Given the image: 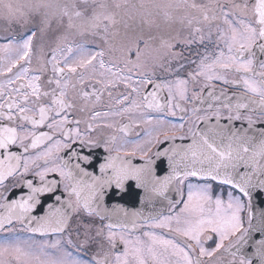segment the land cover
<instances>
[{"label":"snow or ice","instance_id":"snow-or-ice-1","mask_svg":"<svg viewBox=\"0 0 264 264\" xmlns=\"http://www.w3.org/2000/svg\"><path fill=\"white\" fill-rule=\"evenodd\" d=\"M156 17L166 25L179 20L188 34L166 38ZM0 20L11 33L0 43V121H8L0 127V187L9 177L27 176L33 165L41 182L35 186L25 179L26 198L0 204V231L15 233L19 223V231L42 238L0 245V264H222L225 252L232 257L229 264H254V258L264 264V210L256 216L252 208L253 193H264V0L152 5L39 0L27 10L0 0ZM77 35L97 38L96 50L70 39ZM194 44L205 51L181 76L184 49ZM49 70L46 83L54 87L42 90ZM217 82L243 91L228 96L225 87L217 94ZM120 85L124 91L114 96ZM105 93L109 104L101 111L96 106ZM206 100L212 103L205 108ZM76 113H87V119ZM178 113L181 123L167 119ZM222 115L227 124L220 123ZM113 117H127L130 123L118 126ZM213 117L216 123L210 125ZM235 121L247 126L235 128ZM146 125V139H125L133 128ZM44 127L48 131L37 134ZM103 129L121 135L100 139L97 130ZM177 139L190 142L176 144ZM77 143L103 146L109 153L99 176L87 171L92 160L74 149ZM13 145L25 153L41 150L21 157L9 151ZM156 145L162 148L156 158L166 157L170 169L163 177L149 155ZM64 150L66 159L59 155ZM121 154L139 155L143 163L133 164ZM52 173L59 180L47 179ZM129 181L143 189L144 200L159 199L166 208L147 217L131 213L130 221L123 210L126 219L113 222L103 207L107 190L114 186L124 192ZM213 182L221 186L220 195L213 194ZM59 185L63 192L57 195ZM46 195L54 196L58 206L48 204L38 216ZM0 199L8 197L0 193ZM253 231L260 234L258 240ZM208 241L212 246H206ZM250 242L251 255L244 251Z\"/></svg>","mask_w":264,"mask_h":264},{"label":"flooded vegetation","instance_id":"flooded-vegetation-1","mask_svg":"<svg viewBox=\"0 0 264 264\" xmlns=\"http://www.w3.org/2000/svg\"><path fill=\"white\" fill-rule=\"evenodd\" d=\"M113 1V0H112ZM128 2L130 3H136L139 4L141 2H143L146 5H152L155 3H169V2H173V0H128ZM197 2L199 3H208L209 0H197ZM157 23L160 24V29H159V34L165 36L166 38L169 36H176L178 33L181 35H187L188 34V28L184 25H181L179 23V20L166 25L163 23L162 21V17H156L155 18ZM129 23H133L132 21H129ZM135 24L137 26L140 25V21L139 19H137L135 21ZM19 27V26H18ZM120 27L122 28V25H120ZM145 31H148V28L146 25L143 26ZM21 28V27H20ZM153 34H157V30L155 28L151 29ZM17 35L22 34V31L20 32H16ZM11 33H6V32H0V43H4V39L3 37L5 35H10ZM70 39L74 40L76 43H84L86 44L88 47H90L92 50H96L97 48V38H94L91 35H86L84 37L81 36H74V37H70ZM55 40V35L53 34L51 36V40L50 42H54ZM180 45L177 46V51L180 50ZM208 50L209 52H211L213 50L211 45H208ZM205 51L204 46H201L199 44H194L192 45L190 48H185L184 49V56H185V60H184V64L185 67L184 69L181 70L180 75L181 76H186L187 72L192 71L195 68V65L190 63L189 61L192 60H199V55L198 54H203ZM105 60H108V56H105ZM35 67V63L33 65ZM51 76V71L49 70L48 73L45 74V77L42 78L41 80V86H42V90H50L51 87L54 86H49L46 83V79L47 77ZM229 79H232V76L228 77ZM3 81V77H0V82ZM227 87V95L228 96H233L235 97L236 95H238L240 92L243 91L242 86H225L223 84H220L217 82V86H216V93L219 94V92L221 91L222 88ZM91 89H89L90 91ZM124 88L123 85H120L119 88L117 89H113V95H118L120 92H123ZM205 96L207 95V91L208 89H205ZM167 93H163L162 96H166ZM208 103H212V101L206 100L205 105L203 107H207ZM109 104V97L107 96V93H105L102 97V100L99 104H97V109L101 110V111H106L107 110V105ZM187 107H191V105H187ZM222 113L224 115L227 114V110L226 109H222ZM204 112H201V115H203ZM76 115L82 116L84 119H87V113L81 114V113H76ZM151 115L155 116L157 115L156 113H151ZM180 115L181 113H178L177 116L175 117H168L167 119L169 121H171L172 123H176L179 124L182 121L180 120ZM111 119H114L118 126L122 125V124H127L130 123L129 119L127 117L121 118V117H113ZM212 119H215L214 117ZM221 120H226L223 118V115L221 117ZM235 123H238L240 125H242L241 121H235ZM244 126H247L246 124H243ZM4 126H8V121L4 120V121H0V127H4ZM12 126H16L15 124H13ZM84 124H81V130L83 131L84 129ZM25 127L28 130H31V125L30 124H25ZM145 127H150V126H144L141 128H133L129 135L127 137H125L126 140L128 141H137V140H144L146 139L145 135H144V128ZM186 130V129H185ZM37 132V134H39L42 131H48V129L46 127L44 128H37L35 130ZM117 135L118 137L121 135L119 133H114L112 129H103L101 130H97V135L98 138L100 139H106L111 135ZM179 140V139H177ZM121 141L118 139L117 143H120ZM25 143H30V141H25ZM74 149L76 151L81 152L82 155H88L90 157V159L92 160V165L90 166H85L87 168V171L92 172L94 175L99 176L100 172H99V165L104 163L105 158L109 155L108 152L105 151L103 146L100 147H83L81 148V146L77 143V145L73 146ZM129 149L132 147L131 144L128 145ZM161 146L160 145H156L155 147L152 148V152L149 154L153 159L156 158L155 153L157 152L158 149H160ZM41 149H31L29 148V151L27 153L24 152L23 148L18 147L17 145H13L11 146V148L9 149L10 152L21 156V157H34L35 155H37L40 152ZM68 150H64L62 152L59 153L60 156L64 157L65 159L67 158L65 153ZM112 155H116L115 151L112 152ZM4 155H3V150H0V159H3ZM121 158L122 159H126V160H130L133 164H141L143 163V161L140 160V156L136 155V156H123V154H121ZM38 164L43 165L44 161H38ZM36 167L30 166V171L28 172L27 176H14V177H9L5 180L4 182V186L0 187V193H3V195L5 197H8V200L5 201L3 199H0V204H4V203H10L11 200H19L22 196L26 198L27 194H28V189L26 186H24L23 181L25 179H29L33 181V184L35 186H39L40 185V180L39 177L35 175V171H36ZM20 171H22V168L20 169ZM47 179H56L59 180V177L55 174L52 173L50 174ZM192 182H196L195 178H191ZM187 183V182H186ZM59 191L57 192V195L61 194L63 192V185H59L58 186ZM126 189H128V185L126 184ZM222 191V188L220 185L216 184L215 182H213V194L214 195H220ZM126 198H128V191H124V192H120L119 190H115L114 186L112 189H108L107 190V195L105 197L104 200V204L103 207L106 208L108 210V213L111 214V218L113 222H120L125 220L126 218L123 215V210H126L128 212V208L126 207L128 205V202L126 200ZM226 198V197H225ZM44 203L42 208L40 206L37 207L36 210V215L38 216H43L45 214V212H47L48 210V204H52L55 206H58L57 201L55 200V197H49V196H45L42 198ZM62 199H67L66 196H63ZM4 209L0 208V214H3ZM129 220V218H127ZM107 222V221H106ZM96 223L99 224L100 221L99 219L96 220ZM254 223V221H253ZM75 226V225H74ZM23 227V225L17 223L16 224V228L17 231L15 233H9L6 230L5 231H0V245H3L5 243H22L24 241H29L30 242V237H32L31 233H28L27 231L25 232H21L19 231V229ZM245 227H247V219H246V214H245ZM142 229L137 231V234L142 233ZM157 232H159L160 230H156ZM260 237L259 233H254V239L258 240V238ZM33 239L39 241L40 239H42L41 237H39L38 235L35 237H32ZM215 238V237H214ZM206 246H212V241H208ZM234 251V250H233ZM245 252H247L249 255H251V253L254 251V249L251 246V242L249 243V245H247L244 249ZM232 260V257L230 255H228L227 252L224 253L223 257H222V264H229V262ZM254 264H257L255 258H254Z\"/></svg>","mask_w":264,"mask_h":264},{"label":"water","instance_id":"water-1","mask_svg":"<svg viewBox=\"0 0 264 264\" xmlns=\"http://www.w3.org/2000/svg\"><path fill=\"white\" fill-rule=\"evenodd\" d=\"M216 120L211 119L209 121L210 125H215ZM220 123L227 124V120H221ZM235 128H241V127H246L244 125H240L238 123H235L232 125ZM201 127H205V125L201 124ZM190 141H181V140H176V144H186L189 143ZM169 142H165L163 147H168ZM162 150V148H160ZM156 160V171L157 174L160 177H163L167 175L170 171L168 167V162L166 157H160V158H155ZM128 185V198H126L128 205L126 206L128 208V213H129V221L131 219V213L134 212H140L142 213V217H147L149 213H155V211L159 210L161 207L166 208V203L162 204V202L159 199H155L152 203H149L148 201L144 200L145 197V192L143 189H138L135 186V181H129L127 182ZM171 195V194H170ZM142 200L144 202L142 203ZM252 208L253 212L255 213L256 216L259 215V212L264 210V193H253V199H252ZM254 225L256 224V221L254 220ZM254 233H258L253 231L252 236L254 239ZM260 238V237H259ZM258 238V239H259ZM258 264V260H256Z\"/></svg>","mask_w":264,"mask_h":264},{"label":"rangeland","instance_id":"rangeland-1","mask_svg":"<svg viewBox=\"0 0 264 264\" xmlns=\"http://www.w3.org/2000/svg\"><path fill=\"white\" fill-rule=\"evenodd\" d=\"M39 2V0H12V3L14 6H22L24 10H27L29 6L33 5L34 3ZM63 2V0H61ZM107 3H112V0H105ZM119 19V17H117ZM16 26H19V24L12 25L13 30L16 28ZM31 25H29L30 27ZM7 27L4 21L0 20V32H5L4 29ZM55 27V24L53 25ZM15 31V30H14ZM23 32V29H22Z\"/></svg>","mask_w":264,"mask_h":264},{"label":"trees","instance_id":"trees-1","mask_svg":"<svg viewBox=\"0 0 264 264\" xmlns=\"http://www.w3.org/2000/svg\"><path fill=\"white\" fill-rule=\"evenodd\" d=\"M14 30H15V32H20V31H22V28L16 26V28Z\"/></svg>","mask_w":264,"mask_h":264}]
</instances>
